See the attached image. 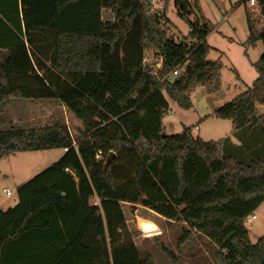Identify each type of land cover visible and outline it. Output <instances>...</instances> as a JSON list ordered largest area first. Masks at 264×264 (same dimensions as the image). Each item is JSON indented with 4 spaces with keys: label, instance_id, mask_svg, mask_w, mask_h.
Returning <instances> with one entry per match:
<instances>
[{
    "label": "trees",
    "instance_id": "16d2710c",
    "mask_svg": "<svg viewBox=\"0 0 264 264\" xmlns=\"http://www.w3.org/2000/svg\"><path fill=\"white\" fill-rule=\"evenodd\" d=\"M161 1H171L188 27L177 41L148 0H0V126L5 107L44 100L81 125L76 140L59 121L0 130V160L64 151L17 187L15 206L0 210V264H154L134 244L123 205L185 225L180 245L205 237L216 264H264V237L252 244L245 227L264 202V146L248 142L251 130L264 127L257 111L264 105V0H255L257 14L244 9V47H263L251 64L256 78L212 114L230 121L234 156L223 155L224 140L204 142L190 128L164 132L168 101L187 110L196 88L218 92L221 65L207 61L211 29L189 20L197 0ZM103 10L113 12V23L102 21ZM137 225L156 234L143 219Z\"/></svg>",
    "mask_w": 264,
    "mask_h": 264
},
{
    "label": "rangeland",
    "instance_id": "374dc122",
    "mask_svg": "<svg viewBox=\"0 0 264 264\" xmlns=\"http://www.w3.org/2000/svg\"><path fill=\"white\" fill-rule=\"evenodd\" d=\"M239 1L197 0L198 10L192 7L193 14L189 20L205 22L211 29L206 40L212 48L207 61H218L221 65L220 89L218 92L208 93L204 88H196L190 94L191 107L187 110L168 101L169 108L162 120L166 135H178L184 128H190L192 135L204 142L224 140L223 155L231 156L236 155L231 144L235 145L238 142L236 135L232 132L231 123L217 119L212 114L217 108L246 91L256 78L251 64L255 63L263 53L260 42L252 47H244L248 36L244 9H249V5L237 6ZM151 10L165 14L169 22V35L175 41L186 36L188 27L177 15L171 1L164 6V2L160 0L151 7ZM102 21L113 23V12L103 10ZM152 54V51L145 53L147 64L155 63ZM157 65L156 68H158ZM257 111L259 114H264V105L257 106ZM1 117L5 125L0 126V130L9 127H42L59 121L68 127L76 140L79 135L78 130L81 128L80 123L55 101H17L5 107ZM248 139L249 143H256L259 147L264 146V127L251 130ZM63 153L64 151L60 149L23 152L0 160V201L7 200L5 204L7 208L4 207V210L12 208L17 203L16 189L18 186L16 185L25 183L56 163ZM4 176L7 177L4 178ZM123 212L127 230L134 244L141 255L149 254L154 264H172V260L160 250L159 244H162L170 253L175 264H216L213 258L215 248L205 237L195 234L186 243L181 245L178 243L182 230L186 229L185 225L168 222L142 207L131 208L123 205ZM253 216H255L254 219L249 216L245 222L252 244L264 237V202L253 213ZM138 218L148 222L156 230V234L149 235L146 231L140 230L137 225ZM156 236L158 241L154 240Z\"/></svg>",
    "mask_w": 264,
    "mask_h": 264
},
{
    "label": "built area",
    "instance_id": "2783aa9c",
    "mask_svg": "<svg viewBox=\"0 0 264 264\" xmlns=\"http://www.w3.org/2000/svg\"><path fill=\"white\" fill-rule=\"evenodd\" d=\"M140 1H142V0H140ZM159 1L160 0H148V3L152 7V6H155V4H157ZM247 4L249 5V9L252 12L257 13V4H256V1L255 0H250ZM176 75H177V70L172 73V76L171 77L173 78ZM7 194H9V193L7 192ZM94 204L96 205L97 204V201ZM254 218H255V216L252 215V219H254Z\"/></svg>",
    "mask_w": 264,
    "mask_h": 264
},
{
    "label": "crops",
    "instance_id": "0c3cea01",
    "mask_svg": "<svg viewBox=\"0 0 264 264\" xmlns=\"http://www.w3.org/2000/svg\"><path fill=\"white\" fill-rule=\"evenodd\" d=\"M207 40V39H206ZM158 68L160 67V64L158 63ZM164 128V127H163ZM199 130V129H198ZM239 143L237 142V144L236 145H238ZM7 176H4V178H6ZM32 178V177H31ZM29 180V179H28ZM27 180V181H28ZM27 181H25V182H27ZM16 186H20V185H16ZM6 202H7V200L6 199H4V200H2V201H0V210H3V211H5L4 210V207H5V204H6ZM127 206H129V205H127ZM138 207V206H137ZM5 208H7V207H5ZM147 210V209H146ZM149 211V210H148ZM151 212V211H150Z\"/></svg>",
    "mask_w": 264,
    "mask_h": 264
},
{
    "label": "water",
    "instance_id": "95a60500",
    "mask_svg": "<svg viewBox=\"0 0 264 264\" xmlns=\"http://www.w3.org/2000/svg\"><path fill=\"white\" fill-rule=\"evenodd\" d=\"M173 82H174V83L177 82V79H174ZM113 157H114V153H110L109 156H108V158H107L106 161H105V164H104V168H105V169L107 168V166H108L110 160H111Z\"/></svg>",
    "mask_w": 264,
    "mask_h": 264
}]
</instances>
